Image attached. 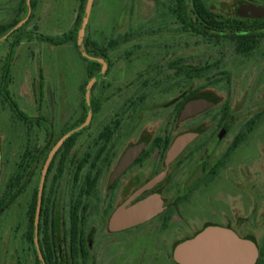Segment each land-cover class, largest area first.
Segmentation results:
<instances>
[{"label":"rangeland","instance_id":"374dc122","mask_svg":"<svg viewBox=\"0 0 264 264\" xmlns=\"http://www.w3.org/2000/svg\"><path fill=\"white\" fill-rule=\"evenodd\" d=\"M203 1L227 19H264V0ZM175 5L0 0V264H72L70 206L90 170L74 184L77 162L95 154L99 133L114 120L120 126L98 163L96 190L78 209L87 264H185L180 249L212 234L248 242L257 264L264 39L239 55L227 37L184 30ZM187 11L194 20L190 0ZM63 36L65 43L49 41ZM71 139L54 179L56 152ZM39 191L37 223L45 221L47 233H30Z\"/></svg>","mask_w":264,"mask_h":264},{"label":"trees","instance_id":"16d2710c","mask_svg":"<svg viewBox=\"0 0 264 264\" xmlns=\"http://www.w3.org/2000/svg\"><path fill=\"white\" fill-rule=\"evenodd\" d=\"M175 7L173 9V14L176 17V19L181 23L184 30L193 32L195 34L201 35L203 37H213L216 39H219L220 37H227L228 39L232 40L236 44V52L239 55L245 56L254 49L257 48L260 41L264 39V19H251V20H239V19H227L222 16H219L213 12H211L205 5L203 0H190L191 7H192V14L194 16V20L192 19V16L187 11V5L188 0H175ZM67 38L58 37V38H52L49 39L51 43L54 45H59L62 43H65ZM205 70L196 69L193 70L192 73L195 75H199ZM5 96V95H4ZM7 97V96H6ZM250 123H254V121H250ZM249 127V130L252 129L251 125ZM244 139V134H238L234 140L232 141L228 151L227 156L232 154L235 149L241 144V142ZM159 141V140H158ZM156 143V142H154ZM87 158L83 159L78 166L76 177L79 175L80 169L85 164ZM90 186V180L89 177H86V187ZM11 190H5L4 195H9V192ZM37 196L38 193L35 194L34 201L31 205L30 211H29V220H30V233L35 232H42L43 229L45 233H47V226L45 221L43 224L38 223L37 224V231H35V208L37 204ZM42 205V202L40 203V207ZM1 207V204H0ZM77 208L72 211L71 217V226L69 228L70 230V240H71V250L74 254V264H79L77 262V258L79 255V252L82 251L81 248H79V227H78V217H77ZM42 212V211H41ZM41 214V213H40ZM42 215V214H41ZM33 243V241L31 240ZM42 254V253H41ZM50 255V253H49ZM259 260L257 264H264V251L262 250L259 254ZM262 258V259H261ZM43 261L47 260V257L42 255ZM262 262V263H261Z\"/></svg>","mask_w":264,"mask_h":264},{"label":"water","instance_id":"95a60500","mask_svg":"<svg viewBox=\"0 0 264 264\" xmlns=\"http://www.w3.org/2000/svg\"><path fill=\"white\" fill-rule=\"evenodd\" d=\"M86 12L88 14V9ZM86 20L87 15L85 16L82 23L80 36H82ZM60 143L61 141L57 143L54 150H52L50 155L48 156L43 174L47 169L51 156L53 155L55 149L60 145ZM40 191L38 193L37 208L35 212V231H37V222L40 212ZM36 251L39 259H42L41 252L38 248L36 249ZM253 252V248L248 242L246 243L243 241H239L235 238L231 239L229 235L218 234L206 236L202 240L199 239L195 242H192L190 246L186 245L180 249V253L182 254V260L185 262V264H252V258L254 259Z\"/></svg>","mask_w":264,"mask_h":264},{"label":"flooded vegetation","instance_id":"af4514ba","mask_svg":"<svg viewBox=\"0 0 264 264\" xmlns=\"http://www.w3.org/2000/svg\"><path fill=\"white\" fill-rule=\"evenodd\" d=\"M119 126H120V121L119 120H114L112 122V124L105 126L102 129V131L99 133V135H98V141H99L100 145L98 146V149L95 152V154L86 153L77 162V167L75 169V174H74V177H73L74 184L78 182V180L80 179L82 170L87 165H89V169L90 170L84 176V182H83V186L81 188V191L79 193V199L76 200L75 202L73 201L72 206H70V209H71L70 210V217H69L70 226H71V221H72V217H71L72 211L75 209V207L77 208V210L79 209V207H81L82 197L83 196L84 197H88L91 194H93V192L96 190L97 182H98V175H99L98 163L100 162L102 156L104 155V153H105V151L107 149V145L111 141V139H112V137L114 135V132L119 128ZM71 135H73V134H71ZM59 141L60 140H58L56 143H58ZM65 141L64 140L62 141V145L58 148L59 151L57 150L58 152H56V155L58 153H60L62 155V158H61L60 162L57 165V174L54 176V179H56L59 175H61L63 173L65 157H66V155L68 154L69 150L72 148V145H73V139L68 140V142H66L67 144H64ZM85 158H87L86 159L87 161L85 162V164L80 169L79 175L76 177V173H77V169H78L79 163ZM44 167H45V164L43 165V171H44ZM49 172H50V170L47 167L45 173L49 174ZM86 177H89V180H90V186H88V187H86ZM42 202H43V200H42ZM77 217H78V213H77ZM78 227H79V219H78ZM70 242H71V240H70ZM78 247L81 248L82 251L79 252V255H78V258H77V262L79 264H87V259H88V256H89V252H88L87 247L84 244V241L81 238L80 234H79V246ZM71 249L72 248H71V243H70L71 259H72V264H74V262H75L74 261V254H73V251Z\"/></svg>","mask_w":264,"mask_h":264}]
</instances>
